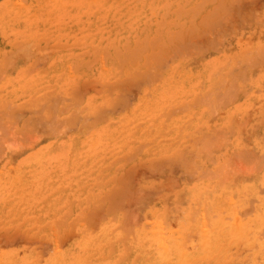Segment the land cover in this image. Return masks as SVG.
<instances>
[{
	"label": "rangeland",
	"instance_id": "1",
	"mask_svg": "<svg viewBox=\"0 0 264 264\" xmlns=\"http://www.w3.org/2000/svg\"><path fill=\"white\" fill-rule=\"evenodd\" d=\"M263 200L264 0H0V264H260Z\"/></svg>",
	"mask_w": 264,
	"mask_h": 264
},
{
	"label": "bare ground",
	"instance_id": "2",
	"mask_svg": "<svg viewBox=\"0 0 264 264\" xmlns=\"http://www.w3.org/2000/svg\"><path fill=\"white\" fill-rule=\"evenodd\" d=\"M138 1V0H137ZM152 1H154V0H152ZM93 2V1H92ZM152 3V2H151ZM194 3H195V1H194ZM193 3V4H194ZM170 4V3H169ZM82 5V4H81ZM101 5H102V3H101ZM152 5V4H151ZM83 6V5H82ZM196 6H197V2H196ZM142 7V6H141ZM196 9V7H195V5H194V7H193V9ZM196 11H197V9H196ZM196 13V12H195ZM195 13H194V10H193V13L192 14H194L195 15ZM197 14V13H196ZM195 17V16H194ZM210 18H211V16H210ZM194 20V19H193ZM217 20V19H216ZM211 21V20H210ZM197 22V21H196ZM193 23V22H192ZM176 30H178V29H176ZM177 32V31H176ZM178 33V32H177ZM58 35V34H57ZM178 34H176V36H177ZM181 35V34H180ZM180 35L178 36V37H180ZM28 39V38H27ZM26 39V40H27ZM42 39V38H41ZM153 41V40H152ZM77 42V41H76ZM34 43V42H33ZM154 43V42H153ZM54 45H55V43H53ZM52 44V45H53ZM127 44V43H126ZM38 45V44H37ZM157 46H158V44H156ZM163 45V44H162ZM155 46V45H154ZM164 46H165V44H164ZM46 47V46H45ZM127 47V46H126ZM125 47V48H126ZM133 48V47H132ZM131 48V49H132ZM29 49H30V47H29ZM36 49V48H35ZM38 49V48H37ZM136 49V48H135ZM113 50V52H114V50H117V49H112ZM158 50H159V48H158ZM24 51V50H23ZM112 52V53H113ZM133 52V51H132ZM106 53V52H105ZM115 53H116V51H115ZM135 53V52H134ZM25 54V53H24ZM34 54V53H33ZM103 54H104V52H103ZM100 55V54H99ZM106 56L105 57H107V55H108V53H106L105 54ZM104 56V55H103ZM115 56V55H114ZM134 56H135V54H134ZM130 57H132V55L130 56ZM111 58V57H110ZM125 58L127 59V58H129V56L128 57H124V59L122 58V60L124 61L125 60ZM119 59V58H118ZM34 60V59H33ZM36 60V59H35ZM34 60V61H35ZM87 61V60H86ZM121 61V60H120ZM123 61L122 62H120V63H123ZM24 62V61H23ZM124 62H126V61H124ZM125 66H126V64H124ZM150 75V74H149ZM153 77V76H152ZM154 78V77H153ZM152 81V80H151ZM88 82V81H87ZM82 83V82H81ZM85 83V82H84ZM66 85V84H65ZM74 87H77V86H74ZM70 89V88H69ZM54 90V89H53ZM74 90V89H73ZM66 91H67V89H66ZM60 92V91H59ZM52 93V92H51ZM68 95V94H67ZM61 98H63V97H61ZM38 103V102H37ZM126 103V102H125ZM46 105V104H45ZM39 106V105H38ZM51 106V105H50ZM48 107V106H47ZM60 107V106H59ZM61 107H63V106H61ZM67 108V107H66ZM48 109V108H47ZM63 109H65V108H63ZM40 111H42V110H40ZM212 111H214V109L212 110ZM216 112V111H215ZM41 114V113H40ZM59 114V113H58ZM149 114V113H148ZM159 114V113H158ZM40 116H42V115H40ZM61 117V116H60ZM56 118V117H55ZM50 120V119H49ZM58 121V120H57ZM48 122V121H47ZM50 122V121H49ZM52 123V122H51ZM54 123V122H53ZM52 123V124H53ZM47 125H49V124H47ZM45 126V125H44ZM50 126V125H49ZM48 126V127H49ZM134 126V125H133ZM53 127H55L54 126V124H53ZM56 127H57V125H56ZM57 131V130H56ZM53 132V131H52ZM132 135V134H131ZM201 139V138H200ZM253 139V138H252ZM238 141H239V139H238ZM254 141V140H253ZM178 146V145H177ZM200 151V150H199ZM201 151H203L202 149H201ZM200 151V152H201ZM261 151H262V149H261ZM187 153V152H186ZM199 153V152H198ZM184 156V155H183ZM248 158V157H247ZM262 161V160H261ZM254 162V161H253ZM256 162V161H255ZM194 163V162H193ZM261 165V164H260ZM256 167V166H255ZM255 188V187H254ZM198 197V196H197ZM229 201V200H228ZM227 201V202H228ZM264 201V200H263ZM247 207H248V205H247ZM250 207V206H249ZM123 210V209H122ZM254 210V209H253ZM228 211H229V209H228ZM234 211V210H233ZM218 212V211H217ZM217 212H216V214H217ZM248 212H251V211H249L248 210ZM248 212H247V214H248ZM256 212V211H255ZM232 213V212H231ZM246 213V212H245ZM254 214V213H253ZM235 215V214H234ZM206 219V218H205ZM217 220H219V219H217ZM216 220V221H217ZM215 222V221H214ZM219 222V221H218ZM244 222V221H243ZM215 223H217V222H215ZM237 223V222H236ZM240 224V223H239ZM127 225H129V224H127ZM190 225V224H189ZM123 226H125V225H123ZM193 228H195V226L196 225H191ZM212 226V225H211ZM235 226H237V224L235 225ZM245 226V225H244ZM127 227V226H126ZM249 227V226H248ZM131 228V227H130ZM130 228H127L126 229V231L128 232L129 230H130ZM157 228V227H156ZM161 228V227H160ZM217 228V227H216ZM215 228V229H216ZM245 228H247V227H245ZM262 228H263V226H262ZM123 230H124V228H122ZM189 229V228H188ZM191 229V228H190ZM214 229V230H215ZM223 229V228H222ZM222 229H220L221 230V232L223 231ZM227 229V228H226ZM250 229H251V227H250ZM249 229V230H250ZM157 231L159 230V229H156ZM162 230V229H161ZM195 230V229H194ZM204 230V229H203ZM152 231V230H151ZM150 231V232H151ZM154 231V230H153ZM205 232H206V230H204ZM211 231H213V230H211ZM231 232H232V229L230 230ZM251 231V230H250ZM260 231V230H259ZM126 232V233H127ZM130 233H131V230L129 231ZM128 232V233H129ZM150 232H148L149 234H150ZM171 232V231H170ZM258 232V231H257ZM152 234H147V232H145V238H146V235L148 236H150V239H152L153 241H155V243L158 241V239H160L161 237H163V235H162V232L159 230L158 231V233L157 232H151ZM154 233H155V235L157 236V237H159V235L161 236L160 238H158L157 239V237L155 238L156 240H154L153 238H154ZM159 234V235H157V234ZM261 233L263 234V236H261L262 237V239L264 238V232H262V230H261ZM190 234V233H189ZM204 234V239H207L208 238V235L206 234V233H203ZM206 234V235H205ZM152 235H154L153 237H152ZM172 235V234H171ZM185 235V234H184ZM214 234H212L211 236H213ZM123 236V235H122ZM141 236H144V234L142 235L141 234ZM165 236V235H164ZM179 236V235H178ZM259 236V238H261ZM139 237V235L137 236V238ZM215 237L216 236H213V237H211V240L209 241L208 240V244H211L214 240H215ZM124 239H127V238H125V237H123ZM123 238H121L120 240H122ZM145 238H143L142 237V239H140V238H138V242H137V245H139V240H143V239H145ZM164 238V237H163ZM169 238H171V236L169 237ZM173 238V237H172ZM239 238V237H238ZM256 238H258V236L256 237ZM123 239V240H124ZM150 239H148V237H147V240H149L148 242L150 243ZM262 239H261V241H262ZM167 240V238L165 239V242H167L166 241ZM183 240V239H182ZM244 240V239H243ZM219 241V240H218ZM255 241H257V240H255ZM260 240H259V242H261ZM159 242V241H158ZM160 242H161V239H160ZM163 242V241H162ZM158 243L159 245V247H157L156 249V251L154 252V253H152V252H150V253H152L151 255V261H150V264H219L218 262V260H216L215 259V257L216 256H213V258H211V259H209V261H211V263L209 262V261H207V256L205 255V254H202V256H188L187 254H185V253H179V251H177V248L175 247V244L173 243V242H171V243H168V244H166L165 242H163L165 245H162L163 243ZM182 242V241H181ZM205 242V241H204ZM249 242H252V240L251 241H249ZM248 243V242H247ZM256 243H258V242H255V244ZM4 244V243H3ZM5 244H7V243H5ZM141 244H142V241H141ZM181 244V243H180ZM206 244H207V242H206ZM122 245H124L123 243H122ZM160 245H162V246H160ZM188 245V244H187ZM202 245V244H201ZM258 245V246H257ZM257 245H255V246H257L256 248H257V250H259V248L261 247L262 248V246L264 247V245H262L261 244V246L259 245V243L257 244ZM148 246H150V245H148ZM180 245H178V247H179ZM183 246V245H182ZM260 246V247H259ZM135 247V249H136V245L134 246ZM141 247V246H140ZM212 247V246H211ZM215 247H217V245L215 246ZM214 247V248H215ZM252 247H254V242H253V246ZM251 247V248H252ZM151 248L153 249V246L151 245ZM195 248V247H194ZM221 248V247H220ZM127 248H125V250H126ZM140 249V248H139ZM147 249H149L148 247H147ZM152 249H149V250H152ZM222 249V248H221ZM220 249V250H221ZM253 249V248H252ZM255 249V248H254ZM128 250V249H127ZM149 250H148V252H147V255L149 254ZM194 250V249H193ZM205 250H207V249H205ZM220 250H218V251H220ZM256 250V249H255ZM257 250H256V252H255V254H256V256H257ZM143 251H145V250H143ZM217 251V252H218ZM252 251V250H251ZM123 252H126V251H123ZM128 252V251H127ZM141 252V251H140ZM186 252H188V251H186ZM261 252H262V249H261ZM260 251L258 252V253H261ZM262 253H264V248H263V252ZM261 253V254H262ZM146 254V253H145ZM261 254H259L260 256H262ZM125 255V254H124ZM139 255V254H138ZM252 255V254H251ZM122 256V255H121ZM129 256V255H128ZM127 256V257H128ZM131 256V255H130ZM129 256V257H130ZM210 256V255H209ZM221 256L222 255H220L219 257H220V259H222L221 258ZM255 256V257H256ZM226 257V256H225ZM232 257V256H231ZM255 257H254V259H255ZM264 257V256H263ZM119 258H121V257H119ZM123 258V257H122ZM258 258V257H257ZM248 258L246 257V258H244V260H247ZM259 260L261 259V258H258ZM236 260V259H235ZM249 260V259H248ZM229 261H231V260H229ZM237 261V260H236ZM241 261V260H240ZM251 261H253V259H251ZM257 261V260H256ZM78 262V261H77ZM130 262V261H129ZM136 262V261H135ZM232 262V261H231ZM242 262V261H241ZM246 262V261H245ZM255 262V261H254ZM258 262V261H257ZM132 263H134V262H130V264H132ZM134 264H136V263H134ZM223 264V263H222ZM224 264H227V263H225L224 262ZM255 264V263H254ZM260 264H264V261L263 260H260Z\"/></svg>",
	"mask_w": 264,
	"mask_h": 264
}]
</instances>
